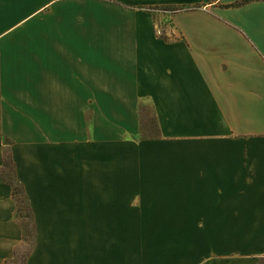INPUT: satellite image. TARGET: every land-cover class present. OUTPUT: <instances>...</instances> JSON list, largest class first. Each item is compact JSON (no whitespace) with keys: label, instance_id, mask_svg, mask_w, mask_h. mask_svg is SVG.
Instances as JSON below:
<instances>
[{"label":"crops","instance_id":"0c3cea01","mask_svg":"<svg viewBox=\"0 0 264 264\" xmlns=\"http://www.w3.org/2000/svg\"><path fill=\"white\" fill-rule=\"evenodd\" d=\"M5 154L20 264H261L264 0H0Z\"/></svg>","mask_w":264,"mask_h":264},{"label":"rangeland","instance_id":"374dc122","mask_svg":"<svg viewBox=\"0 0 264 264\" xmlns=\"http://www.w3.org/2000/svg\"><path fill=\"white\" fill-rule=\"evenodd\" d=\"M147 122H148V128L149 130H144L139 132V134L137 135V138H143V137H150L153 136L155 134L154 127L151 125L152 122L154 121L153 118L148 115L147 116ZM146 119H143V124L145 123ZM146 122V123H147ZM151 123V124H150ZM144 126V125H143ZM152 129V130H150ZM12 179L11 174L9 173L7 175V180ZM20 210H21V221L24 225H26V227H24L25 230V244L21 247V249L17 252V258L15 259L16 264H20L21 262L24 261V259L26 258L31 244H32V239H33V226H32V219L31 216L29 215L28 211H27V206L25 203H21L20 204ZM20 215V213H19ZM264 264V261L261 263Z\"/></svg>","mask_w":264,"mask_h":264},{"label":"trees","instance_id":"16d2710c","mask_svg":"<svg viewBox=\"0 0 264 264\" xmlns=\"http://www.w3.org/2000/svg\"><path fill=\"white\" fill-rule=\"evenodd\" d=\"M9 173L11 174L12 179L7 180V175ZM0 182H5L13 187V196L17 200L20 217H21L20 204L25 203L27 206V211L29 215L31 216V219H33L31 210L26 201V195H25L24 188L22 184L19 183V181L17 180L15 164L13 160L11 159V157L9 156V154L4 155L3 164L0 167ZM24 227H26V225H24ZM33 235H34V231H33Z\"/></svg>","mask_w":264,"mask_h":264},{"label":"built area","instance_id":"2783aa9c","mask_svg":"<svg viewBox=\"0 0 264 264\" xmlns=\"http://www.w3.org/2000/svg\"><path fill=\"white\" fill-rule=\"evenodd\" d=\"M157 35L158 36H162L163 35V31L161 29L157 30Z\"/></svg>","mask_w":264,"mask_h":264}]
</instances>
